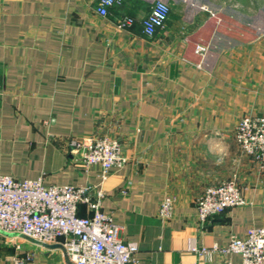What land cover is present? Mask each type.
<instances>
[{"label": "crops", "instance_id": "crops-1", "mask_svg": "<svg viewBox=\"0 0 264 264\" xmlns=\"http://www.w3.org/2000/svg\"><path fill=\"white\" fill-rule=\"evenodd\" d=\"M157 1L121 0L104 18L98 0H0V175L102 188V210L139 245L134 264L241 262L192 248L264 227V171L235 138L244 116L264 117V25L241 0H162L169 19L149 38L142 24ZM124 16L135 20L128 30ZM99 137L118 139L127 159L105 181L70 148ZM231 178L246 205L202 222L205 189ZM166 196L169 221L159 216ZM26 243L29 264H69ZM3 247L0 264H14Z\"/></svg>", "mask_w": 264, "mask_h": 264}, {"label": "built area", "instance_id": "built-area-1", "mask_svg": "<svg viewBox=\"0 0 264 264\" xmlns=\"http://www.w3.org/2000/svg\"><path fill=\"white\" fill-rule=\"evenodd\" d=\"M120 3L121 0H98L96 12L108 18L111 9ZM170 13L167 3L155 2L143 21L144 34L149 38L155 36L165 27ZM134 24L130 16L117 22L123 30ZM205 51L204 47L199 48L200 53ZM235 138L242 152L264 171V117L244 116L236 127ZM70 148L79 153L80 163L87 172L98 166L103 181L114 169H121L127 163L123 146L116 138L73 139ZM104 199V190L95 185L47 187L42 179L18 180L0 175V231L15 234L13 239L38 247L57 246L49 249L61 251L72 264H134L139 245L121 238L122 227L102 210ZM246 203L237 179L232 178L205 189L197 203L198 216L206 222ZM81 206H85L88 216L79 215ZM174 209L175 198L166 196L159 210L160 218L171 220ZM192 251L200 256L213 252L241 257V262L226 260L223 264H264V227L251 228L243 238L232 237L225 247L192 248ZM33 259L30 251L13 256L14 264H29Z\"/></svg>", "mask_w": 264, "mask_h": 264}, {"label": "rangeland", "instance_id": "rangeland-1", "mask_svg": "<svg viewBox=\"0 0 264 264\" xmlns=\"http://www.w3.org/2000/svg\"><path fill=\"white\" fill-rule=\"evenodd\" d=\"M241 1L244 5H246V7H244L245 9L248 7V10L246 9L244 11L247 12L248 14H251V16L257 18L260 25H264V0H241ZM251 3L253 5L252 12L249 10ZM73 153H75L78 157L80 156L79 153L75 152V150L73 151ZM0 245H4L3 247L4 250L14 249L15 254L21 252H28V251L34 254L36 253L34 252V250H32L33 248L32 246L29 245L30 247L27 248V243L25 240H15L6 237H0ZM45 260H46L45 264H64L62 259H60V256H57L55 258H45Z\"/></svg>", "mask_w": 264, "mask_h": 264}, {"label": "water", "instance_id": "water-1", "mask_svg": "<svg viewBox=\"0 0 264 264\" xmlns=\"http://www.w3.org/2000/svg\"><path fill=\"white\" fill-rule=\"evenodd\" d=\"M0 236H2V237H6V238H12V237H15L16 235L15 234H9V233H6V232H2V231H0ZM46 248H56L57 246H50V245H44ZM66 257V260H67V262L69 263V264H72L70 261H69V259L67 258V256H65Z\"/></svg>", "mask_w": 264, "mask_h": 264}, {"label": "trees", "instance_id": "trees-1", "mask_svg": "<svg viewBox=\"0 0 264 264\" xmlns=\"http://www.w3.org/2000/svg\"><path fill=\"white\" fill-rule=\"evenodd\" d=\"M84 210H86L85 206H81L80 210H79V215L80 216H88L89 215V213L88 212H84Z\"/></svg>", "mask_w": 264, "mask_h": 264}]
</instances>
